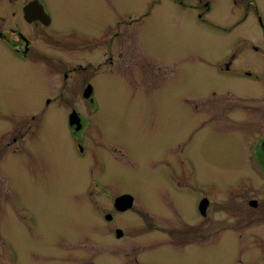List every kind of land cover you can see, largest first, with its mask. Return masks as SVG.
<instances>
[{"label": "rangeland", "instance_id": "374dc122", "mask_svg": "<svg viewBox=\"0 0 264 264\" xmlns=\"http://www.w3.org/2000/svg\"><path fill=\"white\" fill-rule=\"evenodd\" d=\"M39 1L53 20L47 31L63 42H80L95 33L105 35V42L112 36L116 44L124 45L130 41V56L122 46L119 50L123 56H114L115 67L105 70L100 66L101 71L94 78L99 107L96 111H82L93 123L91 137L99 135L101 140L115 142L117 149L133 156L142 155L145 159L156 154L158 144L166 148L179 137L187 143L185 152L191 155L188 160L196 190H207L211 185L225 195L227 193L229 202L231 199L235 202L234 193L228 190L235 186L238 173L249 175L247 169L241 171L238 167V154L240 156L246 150L234 136H241L240 127L235 125L231 134L230 128L227 131L217 127L213 111L209 116L205 109L215 107L204 105L216 102L221 97L219 88L231 80V73L223 74L216 68L220 61L216 59L225 54L224 40L240 37V30L229 33L219 27L225 0H212L214 11L208 17L212 15L218 19L217 25L205 23L199 17V10L182 8L169 0ZM130 15L142 19L131 23ZM174 54L177 56L173 61ZM44 80L38 71L12 75L0 63V143L4 136L11 134L17 122L27 119L21 124L29 128L13 147L0 151V250L11 253L15 248V264H91L89 258L94 246L99 244L100 248L93 254L96 261V255L107 253L108 248L102 242H93L91 233L95 228L89 222L92 218L83 216L77 203L93 199V194L99 210H108L111 205L106 204L109 198L102 190L89 191L88 166H82L81 160L76 156L72 158L70 152L63 156L56 152L52 146L55 133L33 138V148L32 128L27 122L36 123L33 116H38L43 108H31L29 104L42 91ZM249 82L251 86L263 88L264 80L257 84L252 80ZM68 87L71 89L70 82ZM235 101L239 104L252 102L250 99ZM246 107L243 105L242 109L237 107L234 112H227L228 120L251 119L250 112L243 110ZM43 119L46 124L59 126L61 119H68V113L62 116L50 108ZM262 126L264 121L259 125ZM250 131H243V138H250L251 148L258 137L252 140ZM23 143L26 152L21 153L19 145ZM15 148L17 153L12 151ZM106 151L98 148L101 154ZM246 154L241 157L240 165L246 164ZM245 160L251 162L249 158ZM136 170L128 165L122 177L120 171L111 175L115 177L114 183H120L138 199L131 210L116 215L119 226L128 234L125 239H116L117 264H136L134 255L141 261L147 255V263L152 262L149 252H153V239L166 240L168 235L155 217L158 207L164 203L158 205L150 200L157 194L149 187L166 181ZM145 184L147 186L140 191V186ZM124 188L112 190L116 193ZM140 210L152 211L155 226L143 225L139 219L135 221ZM99 219L104 226L108 224L105 218ZM231 253H224L222 257L215 255L211 259L193 257L191 261L229 264L223 262L224 255L229 257ZM55 254L58 256L53 257ZM78 257L81 258L77 260ZM186 260L169 253L155 256L154 262L176 264Z\"/></svg>", "mask_w": 264, "mask_h": 264}, {"label": "flooded vegetation", "instance_id": "af4514ba", "mask_svg": "<svg viewBox=\"0 0 264 264\" xmlns=\"http://www.w3.org/2000/svg\"><path fill=\"white\" fill-rule=\"evenodd\" d=\"M32 1L34 0H0V63L12 75L38 71L45 79L42 91L29 104L31 108L39 110L43 108L38 116H33L36 123L27 122L32 128L33 148H35L33 138H40L46 133H55L56 140L52 146L56 152L60 156L70 152L72 158L74 156L79 158L82 166L89 167L88 180L91 178L88 183L91 187L89 191L102 190L109 198L106 204H110L111 208L104 211L96 207L99 204L93 200L96 199L93 194L91 195L93 199H88L85 203H77L79 212H83V216L89 217V220L92 218L89 222L95 228L91 233L93 242H102L108 248L107 253L96 255V261L93 254L100 248L99 244L94 246L91 257H88L90 263L117 264L116 239H125L128 234L119 226L116 215L131 210L138 199L135 194L127 191L129 189H125L119 185L120 183H114L115 177L111 175L115 171H120L122 177L124 168L130 165L145 174L155 175L158 180L166 181L149 186L152 193L157 194V197L150 200L158 205L164 203L163 206L158 207V211L156 210L155 217L164 232L168 234L166 240L165 238L161 240L162 238L159 237L153 239L154 248L151 250L155 253L149 252V260H153L148 262L149 264H174L166 261L154 262L155 256L159 254L162 256L173 253L178 259L187 258L186 261L175 262L176 264H201L191 259L199 256H207L211 259L212 256H221L230 252L232 253L229 257L224 255V263L264 264V126L259 127L261 121H264V102H261L264 100V83H262L263 88H260L256 85L251 86L249 82L252 80L257 84L264 80V0H225V6L222 8L223 19L219 27L229 33L240 30V37H229L224 40L225 54L216 59L220 60L216 68L223 74L231 73V80L219 88L221 97H218L216 102L204 104L215 107L205 109L209 116L213 111L212 116L217 127L227 131L230 128V134L235 125L242 129L241 133L239 128L241 136L232 135L239 139L243 147L245 145V152L242 151L237 157L238 167L240 170L247 169L249 175L238 173L235 186L228 190L234 193L231 195L234 196L235 202L232 199L229 202L227 193L225 195L211 185L207 190H196L197 184L190 172L191 161L188 160L191 155L185 152L187 143L181 141L179 137H176L166 148L158 144L159 150L148 159L142 155L133 156L124 150H119L115 142L101 140L99 135L91 137L93 123L84 117L82 111H96L99 107L94 78L101 71L100 66L105 70L115 67L114 56L115 54L123 56V52L119 50L122 46L130 56V41L124 45L116 44V39L112 36L105 42V35L100 36L99 33H95L91 37L81 39L80 42H63L47 31L53 23L49 12L45 11L46 16L38 18L26 17L25 8ZM169 1L182 8L199 10V17L205 23L217 25L218 19L212 15L208 17L214 11L212 0ZM141 19L130 15L131 23ZM40 35H44V38H40ZM176 56L173 55V61L176 60ZM70 78L72 80L69 81ZM69 82L71 89L68 87ZM235 99H250L252 102L239 104ZM243 105L247 106V109L243 110L250 112L251 119L228 120L227 112H234L237 107L242 109ZM50 108L62 116L68 113V119H61L59 126L46 124L43 115ZM26 120L17 122L13 125L11 134L2 138L0 151L13 147L22 138L27 126L21 123ZM224 123L226 125H223ZM244 127L251 130L252 140L258 137L251 148L249 145L253 142L250 143V138H243V131H247ZM25 148L24 143L19 145L21 153L26 152ZM98 148L107 151L101 154ZM12 151L18 152L17 148ZM245 154L246 164L240 165L241 157ZM248 158L251 162L245 160ZM145 186L147 185H141L140 191ZM81 187H84V184ZM121 187L124 189L119 192L114 193L112 190ZM125 194L132 195L134 203L131 208L121 210L116 206V201ZM107 215H111V219H108ZM99 217L105 218L108 224L104 226L100 223ZM138 219L143 221V225L155 226L152 211L140 210L135 221ZM118 230H122L121 235H118ZM81 240H85V237H81ZM230 244L233 246L230 247ZM11 250V253H6L4 249L0 250V264H15V248ZM57 256L53 255V257ZM158 258L160 260V257ZM141 259L142 261L138 255L133 257L136 264H148L147 255ZM60 260H62L61 256Z\"/></svg>", "mask_w": 264, "mask_h": 264}, {"label": "water", "instance_id": "95a60500", "mask_svg": "<svg viewBox=\"0 0 264 264\" xmlns=\"http://www.w3.org/2000/svg\"><path fill=\"white\" fill-rule=\"evenodd\" d=\"M25 13L28 18H38L43 15L46 16L45 9L38 0L30 2L25 8ZM133 203L134 197L130 194H125L117 198L116 206L121 210H127L133 206ZM107 218L111 219V215H107ZM121 231L122 230H118V235H121Z\"/></svg>", "mask_w": 264, "mask_h": 264}]
</instances>
